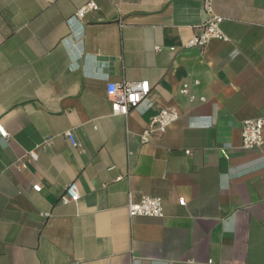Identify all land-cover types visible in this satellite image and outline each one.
I'll return each instance as SVG.
<instances>
[{
  "label": "crops",
  "instance_id": "1",
  "mask_svg": "<svg viewBox=\"0 0 264 264\" xmlns=\"http://www.w3.org/2000/svg\"><path fill=\"white\" fill-rule=\"evenodd\" d=\"M213 9L228 41L189 49L201 0H0V264H264V146L242 149L264 118V0ZM141 81L113 116L108 84ZM163 109L178 121L142 144ZM143 196L164 218L129 217Z\"/></svg>",
  "mask_w": 264,
  "mask_h": 264
},
{
  "label": "built area",
  "instance_id": "2",
  "mask_svg": "<svg viewBox=\"0 0 264 264\" xmlns=\"http://www.w3.org/2000/svg\"><path fill=\"white\" fill-rule=\"evenodd\" d=\"M202 9L206 16V20L202 25V30L195 35L186 45L189 49H203L213 40L227 42L228 38L221 29L224 19L218 16L213 9V0H201ZM98 7L94 3H88L77 12L78 18H84L89 11H97ZM156 50H159L158 48ZM187 90L181 91L182 94L187 95ZM150 94V85L147 81L141 82H125L123 84L109 83L107 86V96L111 102L112 115L126 117L131 110L138 108L147 101ZM179 119V114L174 109H163L155 115L148 127L141 134L142 144H147L151 141L154 135H163L168 128L176 123ZM66 136L69 138L74 147H78V143L73 133L67 132ZM8 133L5 131L2 124H0V139L6 140ZM45 142L44 145H47ZM264 146V118L246 120L242 124V149L254 150L260 149ZM30 162L38 160V155L35 152L28 154ZM22 168H26L23 164ZM120 179V178H119ZM118 179V180H119ZM36 192L41 191L40 186H34ZM81 198L78 186L75 183L70 184L62 197L60 202L64 205L70 203H77ZM181 206H185L184 199L179 200ZM128 215L130 218L143 217L162 219L164 218V208L162 200L157 197L143 196L139 202L130 200L128 203Z\"/></svg>",
  "mask_w": 264,
  "mask_h": 264
}]
</instances>
